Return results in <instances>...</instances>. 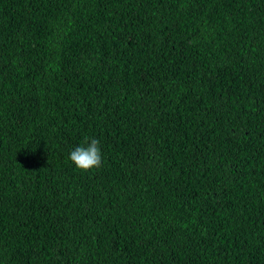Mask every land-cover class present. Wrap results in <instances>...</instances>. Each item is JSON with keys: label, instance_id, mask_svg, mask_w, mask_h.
<instances>
[{"label": "trees", "instance_id": "16d2710c", "mask_svg": "<svg viewBox=\"0 0 264 264\" xmlns=\"http://www.w3.org/2000/svg\"><path fill=\"white\" fill-rule=\"evenodd\" d=\"M0 264H264V0H0Z\"/></svg>", "mask_w": 264, "mask_h": 264}, {"label": "clouds", "instance_id": "9594fccd", "mask_svg": "<svg viewBox=\"0 0 264 264\" xmlns=\"http://www.w3.org/2000/svg\"><path fill=\"white\" fill-rule=\"evenodd\" d=\"M69 159L76 168L82 171L101 167L102 153L99 139L91 138V142L87 147L83 145L77 146L69 153Z\"/></svg>", "mask_w": 264, "mask_h": 264}]
</instances>
